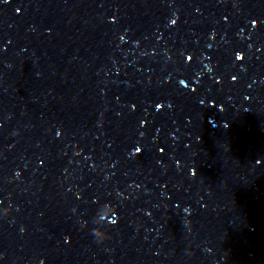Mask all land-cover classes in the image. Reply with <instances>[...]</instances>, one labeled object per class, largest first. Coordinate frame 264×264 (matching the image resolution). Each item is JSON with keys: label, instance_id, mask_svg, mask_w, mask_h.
I'll use <instances>...</instances> for the list:
<instances>
[{"label": "water", "instance_id": "obj_1", "mask_svg": "<svg viewBox=\"0 0 264 264\" xmlns=\"http://www.w3.org/2000/svg\"><path fill=\"white\" fill-rule=\"evenodd\" d=\"M249 17L264 0L0 4V264H264Z\"/></svg>", "mask_w": 264, "mask_h": 264}, {"label": "snow or ice", "instance_id": "obj_2", "mask_svg": "<svg viewBox=\"0 0 264 264\" xmlns=\"http://www.w3.org/2000/svg\"><path fill=\"white\" fill-rule=\"evenodd\" d=\"M7 2H8V0H0V4H4V3H7ZM17 11H19V9H17ZM112 19H113L112 17H109V20H110V21H111ZM247 21H248V23L251 25V28H252V29H255V28L257 27L258 23H264V20H261V19H259L258 17H256V18L249 17V18H247ZM168 23H169L170 25L175 24V20L170 19V20L168 21ZM242 30H243V29H242ZM121 39L123 40V37H121ZM237 52H240V51H235V53H234L235 58H236V53H237ZM240 53H241V52H240ZM189 58H190V57H189ZM241 59H242V57H241ZM241 59H239L238 61H240ZM232 79L235 80L236 77L233 76ZM179 83H180L181 85H184V84H185V80H184V79H181V80H179ZM201 103H203V101H201ZM209 103H212V102L209 101ZM154 106H155L156 109H161V108H162V104L159 103V102L155 103ZM139 123H140L141 125H143V124H144V121L141 120ZM55 134H56V136H60V135H61V132H60V131H56ZM141 151H142L141 146H135L133 152L130 153V155H136V154H139ZM160 151L162 152L163 149H160ZM259 163H260V161L257 162V164H259ZM113 214H114V219H113V222H112L111 224H115V223H117V214H116L115 211H112V213H110V215H113ZM65 242H68V238L65 240ZM40 264H44V262H43V261H40Z\"/></svg>", "mask_w": 264, "mask_h": 264}, {"label": "clouds", "instance_id": "obj_3", "mask_svg": "<svg viewBox=\"0 0 264 264\" xmlns=\"http://www.w3.org/2000/svg\"><path fill=\"white\" fill-rule=\"evenodd\" d=\"M175 15V14H174ZM240 32L242 33L243 30L241 29ZM249 48H251V45H249ZM242 57V54L240 52H237L236 53V60H239L241 59ZM204 70L207 71L208 73H212L213 72V67L209 64H204ZM241 70L243 71L244 69L241 68ZM197 75H201V73H197ZM258 162V161H257ZM15 175H18V173H15ZM9 211V208L8 207H5L2 211H0V214H7ZM21 232H23V228L20 229ZM91 232L95 238V240L99 243V242H102L106 236H107V233L99 226H96V227H93L91 229ZM67 239V237H65V240ZM42 261V260H41Z\"/></svg>", "mask_w": 264, "mask_h": 264}]
</instances>
